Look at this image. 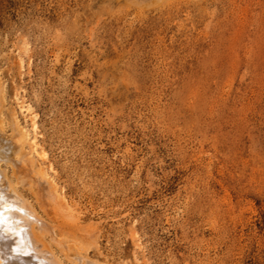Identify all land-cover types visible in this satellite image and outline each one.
<instances>
[{
	"label": "rangeland",
	"instance_id": "1",
	"mask_svg": "<svg viewBox=\"0 0 264 264\" xmlns=\"http://www.w3.org/2000/svg\"><path fill=\"white\" fill-rule=\"evenodd\" d=\"M158 1L0 0L22 193L93 264H264V0Z\"/></svg>",
	"mask_w": 264,
	"mask_h": 264
},
{
	"label": "bare ground",
	"instance_id": "2",
	"mask_svg": "<svg viewBox=\"0 0 264 264\" xmlns=\"http://www.w3.org/2000/svg\"><path fill=\"white\" fill-rule=\"evenodd\" d=\"M132 1L133 2L131 3H135L138 6L139 4L143 5L145 4V2L147 3L150 0H132ZM149 5H151L150 2L148 6ZM145 7H147V5ZM4 91H5L4 85L3 83H1V79H0V213L3 214V218H4V222L0 223V264H41V262H44V264H67L68 259L70 260L71 263L73 262V264H93L95 260L93 261L88 256V254H85L87 250L84 251L85 249L84 247H81V245L79 246L76 243V241H73L77 244V247L79 246L78 247L79 250L73 254V251H71V248L68 245L70 242L68 243L66 241L67 239L65 240L64 238L65 236L72 234V233L68 234V231L65 228H68L69 230V228H73L74 226L75 227L80 226L77 218H74V216L71 214L69 216L68 214L63 213L64 214L63 218H65V220L71 219L74 221H72V223L70 224L69 222L71 221L67 223L64 221L65 224L64 222L62 224L64 225V227L62 226L58 227L57 224L56 226L54 223H50L49 220L48 221L45 220L35 210V207L29 203L28 199H26L27 197L26 196H25L26 198L24 197L21 187L27 186L28 189H30L31 191H35L34 194L37 196L39 200H41L40 203H42V201H45L47 197H51L50 193H48V189H50L49 188L50 186L53 187L54 183L50 182L47 178H45V175H47L45 171L44 172L46 174L43 172L45 174L43 175L41 172H40L41 174H39L31 170V173H33L32 175L33 177L31 179L30 178L26 179V177L24 176L25 177L24 178L23 175H21L20 173L21 168L15 169L13 163L16 164V162L19 163L24 162V159L21 156V151H23L24 149L22 140L28 141L30 143L29 145L31 147L30 151L32 152V155L35 154L37 156L45 157V153L44 151L41 150L40 145L37 141V137H36L37 126L34 121L35 115L32 116V112L29 106L20 105V110L26 116L31 115V118L33 120L31 130L30 131L25 130L24 128H21L18 124L12 133L8 131H7L8 133L6 132L5 130L6 126L4 125L5 123L4 121H6L7 119L4 118L5 120H3V116H2L3 115L2 109L4 108L3 106L4 99L6 97L4 95ZM27 154L30 155L29 153ZM2 163H6V166L11 165L13 167L12 175L8 174L7 167H6L7 169H5V167L4 168L2 167L3 166ZM28 167L29 166H27V168ZM57 192L58 189L55 190V193ZM63 199L65 202H63L61 205L58 202L60 205V208L58 207V209L61 211L63 207H65L64 204L68 205L64 197L61 200L63 201ZM43 206L45 207V205ZM56 208L57 207L55 206L53 207L54 211L56 210ZM66 209L70 210V207L67 208L66 206ZM66 209L65 212L68 211ZM61 211L58 212L61 213ZM55 213L57 212L55 211ZM51 221L55 222V220H51ZM66 231L68 235H66ZM87 232L88 231H86L84 234H86ZM77 233H80V231H78ZM48 234L52 235L51 236L53 240L52 242L55 243V245H57L60 248L61 253L66 257V260H64V258L61 259L62 257L57 253L56 249L53 248V244L47 241ZM86 235L88 236V233ZM75 237L76 239H78L79 236L78 237L75 236ZM92 243H94V248L96 250H99L97 246L98 242L96 241ZM18 246L30 254L25 255L24 252L18 253L16 251V248ZM75 247L74 249H76Z\"/></svg>",
	"mask_w": 264,
	"mask_h": 264
},
{
	"label": "snow or ice",
	"instance_id": "3",
	"mask_svg": "<svg viewBox=\"0 0 264 264\" xmlns=\"http://www.w3.org/2000/svg\"><path fill=\"white\" fill-rule=\"evenodd\" d=\"M4 222V218H3V214L0 213V223H3ZM16 251L19 253V252H24L25 255H29L30 253H28L27 251H25L24 249H22L21 247H17L16 248ZM41 264H44V262H41Z\"/></svg>",
	"mask_w": 264,
	"mask_h": 264
}]
</instances>
